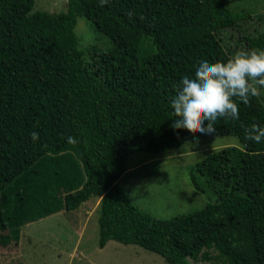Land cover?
Instances as JSON below:
<instances>
[{"label":"trees","instance_id":"16d2710c","mask_svg":"<svg viewBox=\"0 0 264 264\" xmlns=\"http://www.w3.org/2000/svg\"><path fill=\"white\" fill-rule=\"evenodd\" d=\"M33 3L0 0V244H17L26 224L98 199V249L114 241L190 264L211 247L231 264H264V141L245 140V129L264 126V96L237 100L239 120L215 123L213 134L239 148L213 152L189 173L215 203L157 220L117 184L128 155L211 135L173 129L171 101L200 61L230 59L221 32L264 50V32L244 37L249 15L233 14L225 0H65L63 12L30 13ZM78 17L112 48L79 50Z\"/></svg>","mask_w":264,"mask_h":264},{"label":"rangeland","instance_id":"374dc122","mask_svg":"<svg viewBox=\"0 0 264 264\" xmlns=\"http://www.w3.org/2000/svg\"><path fill=\"white\" fill-rule=\"evenodd\" d=\"M225 4L233 14L249 15L243 25L244 37L264 32V0H225ZM64 10L65 0H34L30 13ZM73 31L77 48L83 52L101 53L112 48L110 40L84 18H76ZM236 35L231 30L219 34L230 58L236 51L256 49L244 40L238 42ZM227 147L239 148V144L233 137L211 134L159 153H132L124 160L126 171L117 184L135 207L154 219L190 214L216 202L209 191L199 193L192 187L190 171L211 153ZM97 217L98 199H90L76 210L26 224L17 244H0V264H166L159 256L133 245L108 241L98 249ZM189 262L231 264L211 247L203 248Z\"/></svg>","mask_w":264,"mask_h":264},{"label":"clouds","instance_id":"9594fccd","mask_svg":"<svg viewBox=\"0 0 264 264\" xmlns=\"http://www.w3.org/2000/svg\"><path fill=\"white\" fill-rule=\"evenodd\" d=\"M109 0H100L101 6ZM264 96V50L236 51L227 62H199L194 77L184 76L176 87L171 108L177 119L173 129H185L193 136L213 134L218 119L239 120L237 100L245 105L252 98ZM33 142L39 133L32 132ZM245 140L257 144L264 141V126L251 125L245 129ZM69 144H77L69 136Z\"/></svg>","mask_w":264,"mask_h":264}]
</instances>
